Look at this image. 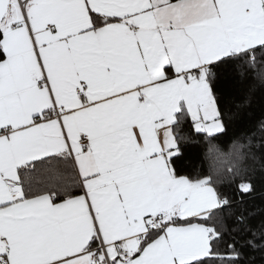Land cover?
Segmentation results:
<instances>
[{
    "label": "snow or ice",
    "instance_id": "snow-or-ice-1",
    "mask_svg": "<svg viewBox=\"0 0 264 264\" xmlns=\"http://www.w3.org/2000/svg\"><path fill=\"white\" fill-rule=\"evenodd\" d=\"M255 107L264 0H0V264H264Z\"/></svg>",
    "mask_w": 264,
    "mask_h": 264
},
{
    "label": "trees",
    "instance_id": "trees-1",
    "mask_svg": "<svg viewBox=\"0 0 264 264\" xmlns=\"http://www.w3.org/2000/svg\"><path fill=\"white\" fill-rule=\"evenodd\" d=\"M221 87L224 89L225 99L229 100V101L234 94H236L240 91V89L236 85H234L228 81H222ZM262 114H264V109H262L260 107H255L253 109L252 117L250 119L245 118L243 123L245 125L254 124L255 120L258 119ZM240 123H241L240 121H237V126H239ZM187 130L190 131V129H187ZM205 147H206L205 145H201L199 147V149H197V148H188L187 149V152L189 153V158H190V167L197 164V162L199 160L204 159ZM208 163H210V160H205V164L207 165ZM256 196H257V199H256L255 203H260L261 201H264V190L258 191Z\"/></svg>",
    "mask_w": 264,
    "mask_h": 264
}]
</instances>
